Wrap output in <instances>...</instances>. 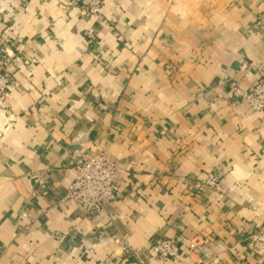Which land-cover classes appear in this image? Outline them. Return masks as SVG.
I'll return each instance as SVG.
<instances>
[{
	"label": "crops",
	"instance_id": "obj_1",
	"mask_svg": "<svg viewBox=\"0 0 264 264\" xmlns=\"http://www.w3.org/2000/svg\"><path fill=\"white\" fill-rule=\"evenodd\" d=\"M264 0H0V264H264ZM92 34L94 39L88 37ZM119 182L90 217L60 202L73 156ZM221 178L216 189L198 180ZM52 209L51 211H49ZM34 218L24 226L22 214ZM176 239V260L153 246Z\"/></svg>",
	"mask_w": 264,
	"mask_h": 264
},
{
	"label": "built area",
	"instance_id": "obj_2",
	"mask_svg": "<svg viewBox=\"0 0 264 264\" xmlns=\"http://www.w3.org/2000/svg\"><path fill=\"white\" fill-rule=\"evenodd\" d=\"M80 3L81 16L85 19L99 17L103 13L106 0H76ZM259 22L264 25V14ZM90 39H94L89 34ZM0 67V100H4L7 93L18 90L16 82ZM230 93L235 100L247 102L256 112L264 111V76L250 88L243 90L233 86ZM72 182L68 187L65 197L60 202L66 206H77L83 209L90 217L102 212L105 203L112 196L119 182V168L105 147H99L93 153H80L73 156ZM221 181L218 175H209L198 180L196 190L205 187L216 189ZM50 209L49 211H51ZM24 226L34 222L29 213L22 214ZM249 243L255 253L264 258V234L259 231L251 234ZM180 243L174 239H159L153 246L155 255L165 261L176 260L180 255Z\"/></svg>",
	"mask_w": 264,
	"mask_h": 264
},
{
	"label": "rangeland",
	"instance_id": "obj_3",
	"mask_svg": "<svg viewBox=\"0 0 264 264\" xmlns=\"http://www.w3.org/2000/svg\"><path fill=\"white\" fill-rule=\"evenodd\" d=\"M207 177V176H206ZM206 177H204V178H206Z\"/></svg>",
	"mask_w": 264,
	"mask_h": 264
}]
</instances>
